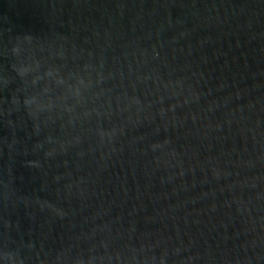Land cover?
I'll use <instances>...</instances> for the list:
<instances>
[{
    "label": "water",
    "instance_id": "95a60500",
    "mask_svg": "<svg viewBox=\"0 0 264 264\" xmlns=\"http://www.w3.org/2000/svg\"><path fill=\"white\" fill-rule=\"evenodd\" d=\"M0 264H264V0H0Z\"/></svg>",
    "mask_w": 264,
    "mask_h": 264
}]
</instances>
